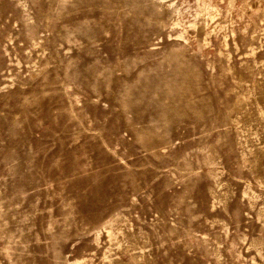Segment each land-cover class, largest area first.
<instances>
[{
    "label": "rangeland",
    "instance_id": "rangeland-1",
    "mask_svg": "<svg viewBox=\"0 0 264 264\" xmlns=\"http://www.w3.org/2000/svg\"><path fill=\"white\" fill-rule=\"evenodd\" d=\"M0 264H264V0H0Z\"/></svg>",
    "mask_w": 264,
    "mask_h": 264
}]
</instances>
